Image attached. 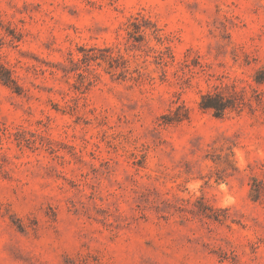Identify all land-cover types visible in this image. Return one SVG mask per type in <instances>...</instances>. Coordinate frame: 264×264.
Listing matches in <instances>:
<instances>
[{
  "label": "clouds",
  "instance_id": "9594fccd",
  "mask_svg": "<svg viewBox=\"0 0 264 264\" xmlns=\"http://www.w3.org/2000/svg\"><path fill=\"white\" fill-rule=\"evenodd\" d=\"M0 264H264V0H0Z\"/></svg>",
  "mask_w": 264,
  "mask_h": 264
}]
</instances>
